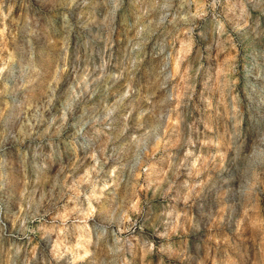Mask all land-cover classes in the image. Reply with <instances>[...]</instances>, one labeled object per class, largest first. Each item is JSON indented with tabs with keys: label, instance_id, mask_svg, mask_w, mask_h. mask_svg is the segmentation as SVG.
<instances>
[{
	"label": "rangeland",
	"instance_id": "obj_1",
	"mask_svg": "<svg viewBox=\"0 0 264 264\" xmlns=\"http://www.w3.org/2000/svg\"><path fill=\"white\" fill-rule=\"evenodd\" d=\"M0 264H264V0H0Z\"/></svg>",
	"mask_w": 264,
	"mask_h": 264
}]
</instances>
